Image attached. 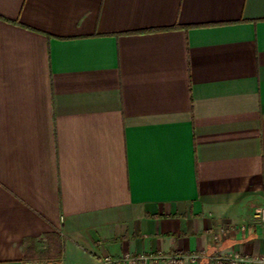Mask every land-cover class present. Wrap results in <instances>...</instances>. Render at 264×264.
I'll use <instances>...</instances> for the list:
<instances>
[{
    "label": "crops",
    "instance_id": "crops-1",
    "mask_svg": "<svg viewBox=\"0 0 264 264\" xmlns=\"http://www.w3.org/2000/svg\"><path fill=\"white\" fill-rule=\"evenodd\" d=\"M262 206L264 0H0V264H251Z\"/></svg>",
    "mask_w": 264,
    "mask_h": 264
},
{
    "label": "built area",
    "instance_id": "built-area-1",
    "mask_svg": "<svg viewBox=\"0 0 264 264\" xmlns=\"http://www.w3.org/2000/svg\"><path fill=\"white\" fill-rule=\"evenodd\" d=\"M254 217L255 219L259 222V223H263L264 224V206L256 209V211L254 212ZM160 257V255H159ZM161 257H163L161 255ZM181 256H174V257H170V261L172 262H176V261H179V258ZM195 257V256H194ZM142 259H147V257H141ZM241 261H249V263L251 264H264V258H257V260H249L248 258L246 257H242L240 255H237L234 257V260H233V263H236V262H241Z\"/></svg>",
    "mask_w": 264,
    "mask_h": 264
}]
</instances>
